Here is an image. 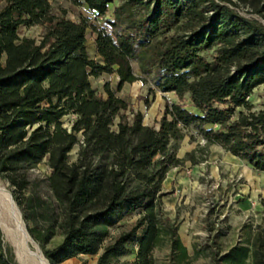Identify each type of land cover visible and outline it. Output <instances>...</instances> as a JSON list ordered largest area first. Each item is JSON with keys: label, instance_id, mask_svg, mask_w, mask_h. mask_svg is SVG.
<instances>
[{"label": "trees", "instance_id": "obj_1", "mask_svg": "<svg viewBox=\"0 0 264 264\" xmlns=\"http://www.w3.org/2000/svg\"><path fill=\"white\" fill-rule=\"evenodd\" d=\"M54 1L0 0V176L15 187L29 220L15 190L28 187L29 171L44 160L50 168L48 223L38 233L28 227L50 264L95 254V264H156L162 235L171 258L184 257L161 210L167 172L185 160L196 163L195 152L206 153L210 144L264 171V102L253 110L249 100L264 83V0H121L102 24L56 14ZM71 1L95 17L114 2ZM33 26L42 29L38 39L20 36V27ZM88 33L97 58L87 50ZM130 61L148 66L155 88L177 98L164 105L158 127L145 125L143 114L116 95L134 79ZM114 73V88L92 86L91 77ZM66 115L75 116L69 128L61 121ZM187 128L204 145L179 158ZM262 206V222L246 243L212 252L214 263L264 264ZM133 213V225L111 237L110 228ZM56 231L61 240L45 248ZM132 246L134 258L120 260ZM0 264H15L1 231Z\"/></svg>", "mask_w": 264, "mask_h": 264}, {"label": "rangeland", "instance_id": "obj_2", "mask_svg": "<svg viewBox=\"0 0 264 264\" xmlns=\"http://www.w3.org/2000/svg\"><path fill=\"white\" fill-rule=\"evenodd\" d=\"M120 1L114 0L104 17H95L86 5L75 4L71 0H55L52 6L54 13L59 14L61 10H65L66 16L72 20H78L83 16L94 23L102 24L104 19L111 18L114 6ZM260 20L264 24V19ZM107 29L109 30V27ZM41 31L40 26L19 28L20 36L37 39ZM93 40L94 35L88 33L87 50L91 57L97 58ZM130 67L134 79L124 81L116 90V95L126 99L132 109L139 110L143 114L145 125L158 127L156 122L162 116L164 105L177 101V98L173 92H161L155 88L154 74L148 66L145 67L146 70H143L139 62L130 61ZM119 79L117 73L101 74L98 77H91V84L97 90L102 91L105 82L110 83L114 88L119 83ZM249 100L253 110L262 108L264 83L253 89ZM188 103L187 100V107L194 110L188 106ZM74 118V115L64 116L61 119L63 126L69 128ZM198 145H204V141L197 135L196 130L184 129L177 156L183 158L187 152ZM77 150L78 145H74L69 151L70 161L75 160ZM194 157L197 160L196 163L185 160L182 165L170 169L166 175V182L164 186L162 185L165 196L161 201V210L164 217L176 227L186 255L172 259L167 238L162 235L158 246L153 251L156 264H216L212 260V252L217 251V254H223L233 245L245 244L246 239L254 233L255 227L262 222L264 171L256 170L217 144H210L204 154L195 152ZM50 171L44 160L29 171L31 183L28 187L21 191L15 190L30 216L29 220L25 219L20 206L17 202L15 203L17 207L19 206L21 217L23 216V224L42 255L41 245L30 235L28 227L38 233L45 229L48 223L49 211L54 204L45 182ZM0 179L8 193L10 190L13 194L15 187L9 186L6 178L0 176ZM35 196L42 199L41 203L34 199ZM136 218L137 214L133 213L120 224L110 228L111 237L129 229ZM246 224L245 228L243 225ZM0 231L4 248L13 254L14 262L18 264L14 251L5 240L1 228ZM60 240L61 235L56 231L50 239L44 242V247L50 249ZM135 249L136 247L132 246L131 253L121 257L120 260H132ZM97 256L98 254L78 255L61 264H95Z\"/></svg>", "mask_w": 264, "mask_h": 264}, {"label": "bare ground", "instance_id": "obj_3", "mask_svg": "<svg viewBox=\"0 0 264 264\" xmlns=\"http://www.w3.org/2000/svg\"><path fill=\"white\" fill-rule=\"evenodd\" d=\"M0 179V228L14 251L18 264H49L33 243L17 205Z\"/></svg>", "mask_w": 264, "mask_h": 264}, {"label": "crops", "instance_id": "obj_4", "mask_svg": "<svg viewBox=\"0 0 264 264\" xmlns=\"http://www.w3.org/2000/svg\"><path fill=\"white\" fill-rule=\"evenodd\" d=\"M231 155H232V154H231ZM233 156H234V155H233ZM235 157H236V156H235ZM166 175H168V172H167ZM166 178H167V177L165 176V179H164L163 182H162V185H163V186H164V183L166 182ZM162 190H163V189H162ZM163 191H164V190H163ZM164 196H165V195H163V197H164ZM163 197H162V198H163ZM162 198H161V201H162Z\"/></svg>", "mask_w": 264, "mask_h": 264}, {"label": "water", "instance_id": "obj_5", "mask_svg": "<svg viewBox=\"0 0 264 264\" xmlns=\"http://www.w3.org/2000/svg\"><path fill=\"white\" fill-rule=\"evenodd\" d=\"M9 193H10V195H11V197H12V199L15 201V199H14V197H13V194H12V192L9 190ZM16 202V201H15ZM19 207V206H18ZM20 209V208H19ZM23 217V216H22ZM27 227V226H26ZM46 257V256H45ZM47 259V258H46ZM47 261H48V263L50 264V262H49V260L47 259Z\"/></svg>", "mask_w": 264, "mask_h": 264}]
</instances>
